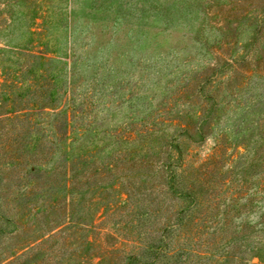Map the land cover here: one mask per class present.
Here are the masks:
<instances>
[{
    "label": "rangeland",
    "instance_id": "1",
    "mask_svg": "<svg viewBox=\"0 0 264 264\" xmlns=\"http://www.w3.org/2000/svg\"><path fill=\"white\" fill-rule=\"evenodd\" d=\"M17 110L25 118H4ZM0 117V264L46 219L63 225L41 245L55 256L18 264H123L146 236L138 229L156 231L138 221L147 176L123 159L159 149L190 119L179 142L192 163L219 153L239 203L255 197L237 220L253 226L264 211V0H0ZM112 157L122 177L67 186L63 165ZM258 225L242 242L249 258L254 245L264 255Z\"/></svg>",
    "mask_w": 264,
    "mask_h": 264
},
{
    "label": "trees",
    "instance_id": "2",
    "mask_svg": "<svg viewBox=\"0 0 264 264\" xmlns=\"http://www.w3.org/2000/svg\"><path fill=\"white\" fill-rule=\"evenodd\" d=\"M66 101L67 99L63 100V103ZM15 112L14 117L8 114L4 118H25V113H20L19 110ZM71 116L70 108L62 112V118L68 123ZM197 118L202 120L201 116ZM191 123L190 119L188 124H180V135L177 137L168 136L169 138L158 141L159 149L156 147L147 149L146 153L139 152L134 156L128 153L123 159V165L135 168L139 174L151 180L150 183H147L146 179L142 182L143 201L137 204L140 209L138 221L141 224L151 221L156 228L155 233L138 229L140 235L145 232L146 236H142L141 241L132 239L130 249L133 251L124 255L123 264H264V255L259 254L261 247L254 245L255 254L249 258L244 255L242 246L247 230L259 224L258 230L264 232V211L261 212L258 223L253 226L237 223L240 213L254 206L255 197L248 199V202L245 200L239 203V199L244 197L243 191L238 190L233 194L234 189L230 188L235 181L231 177L233 170L220 171V158L215 156V154L219 155L218 152L205 157L200 162H191L189 155L192 151L190 149L187 151L182 142H179V136L189 134ZM151 137L157 138L154 135H145L144 140ZM124 140L132 142L131 140L137 139L131 132L124 137ZM256 154L257 152L254 156V165L259 164V156ZM15 158L19 161L17 157ZM112 158V162L109 163L100 160H93L92 163L85 161L84 166L78 165L79 168L63 165L62 171L67 186L83 179L87 182L98 175L104 178L114 175L117 178L122 177V173H118L120 165L118 159ZM66 161L71 162L68 156ZM82 161L83 158L80 159V163ZM239 174L235 173L236 176ZM133 186L127 191V205L135 201ZM174 200L178 202L179 207L170 211L176 204ZM48 211L50 209L45 212ZM68 218L71 216L68 215ZM47 221L46 219L39 227V230L48 227L46 232L36 241L31 242L24 251L15 250L8 260L10 264H18L23 257H30L38 251L43 252L45 258L55 256L54 251H50L51 246L41 245L50 243L53 235L62 231L60 227L63 225L50 228ZM154 221L157 224H154ZM16 231L14 237L18 233ZM255 257H259L260 260L255 261Z\"/></svg>",
    "mask_w": 264,
    "mask_h": 264
}]
</instances>
